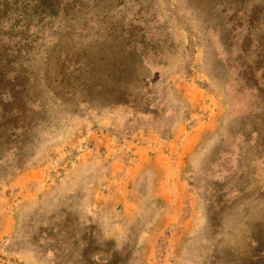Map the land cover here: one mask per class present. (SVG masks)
I'll use <instances>...</instances> for the list:
<instances>
[{
    "label": "rangeland",
    "instance_id": "1",
    "mask_svg": "<svg viewBox=\"0 0 264 264\" xmlns=\"http://www.w3.org/2000/svg\"><path fill=\"white\" fill-rule=\"evenodd\" d=\"M168 118L213 124L191 183L264 196V0H0V264H142L129 189L161 175L132 151ZM227 212L206 244L241 227ZM251 251L222 259L264 264Z\"/></svg>",
    "mask_w": 264,
    "mask_h": 264
},
{
    "label": "crops",
    "instance_id": "2",
    "mask_svg": "<svg viewBox=\"0 0 264 264\" xmlns=\"http://www.w3.org/2000/svg\"><path fill=\"white\" fill-rule=\"evenodd\" d=\"M164 121L168 125L172 122L174 129L171 134L153 132L137 136L132 151L139 153L141 159L147 156L142 166H152L161 175L159 184L136 185L129 189L131 209L126 222L132 228L131 237L137 240L135 253L146 256L142 258V264H195L201 253L212 255L217 264H236V259L223 260L222 256L227 253L242 255L247 248L254 250L247 252L252 262L264 260V213H253V207L263 201V194L254 196L250 192L252 186H243L225 178L223 183V178L211 175L201 179L199 186L195 180L191 183L192 180L187 178V172L201 164L204 157L201 144L209 143L208 134L213 124L191 122V129L187 131V124L177 122L176 118ZM135 163L138 166V157H135ZM130 168L136 174L138 167L135 169L131 165ZM82 207H86L87 213H94L90 211L89 202ZM223 209L228 210V220L224 224L229 227L239 223L241 227L228 229L230 242L226 239L208 245L203 239H215L220 231L227 229L219 225L218 217ZM94 216L99 224H113L108 229L115 240L121 239L123 228L116 225L122 222L119 216L106 219L104 205H98ZM101 230L104 234L103 225ZM37 249H40L37 243L30 245L24 242L26 253H36Z\"/></svg>",
    "mask_w": 264,
    "mask_h": 264
}]
</instances>
